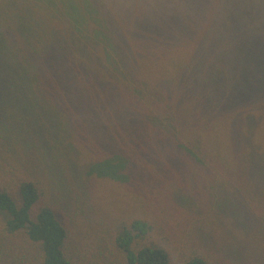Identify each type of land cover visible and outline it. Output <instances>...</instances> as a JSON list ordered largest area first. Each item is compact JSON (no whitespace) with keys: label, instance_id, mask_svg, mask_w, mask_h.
Returning <instances> with one entry per match:
<instances>
[{"label":"trees","instance_id":"1","mask_svg":"<svg viewBox=\"0 0 264 264\" xmlns=\"http://www.w3.org/2000/svg\"><path fill=\"white\" fill-rule=\"evenodd\" d=\"M120 49H174L181 79ZM0 215V264L17 242L42 264L264 259V0H0Z\"/></svg>","mask_w":264,"mask_h":264},{"label":"rangeland","instance_id":"2","mask_svg":"<svg viewBox=\"0 0 264 264\" xmlns=\"http://www.w3.org/2000/svg\"><path fill=\"white\" fill-rule=\"evenodd\" d=\"M145 52V57L146 59L142 60L138 57L141 56V51L142 49H138L139 51V55H137L135 57L134 60H132V64L131 61L123 54L124 49L119 50V59L121 62L124 61V64L126 67L128 66H132V68H136L138 69L139 67H141L142 69H144V71L148 70V71H152L153 76H156L157 79L161 78V73H163V77L164 75H166V72L169 74L167 79L171 80H180L181 76H179L178 78V73L179 70H177V67H175V65L172 64V62L170 61H175L178 59V57H173V60L167 59L168 56H176L175 54L171 53L172 52H178V51H174V49H143ZM148 52H147V51ZM187 50V49H184ZM221 49H214V51H219ZM168 52V53H166ZM239 53L237 52V55ZM100 55L103 57L102 52L100 53ZM100 56V57H101ZM116 58L118 59V57L113 56L110 59L113 60V62H116ZM161 58H164L165 60H160ZM106 58H103V60L105 61ZM167 60V61H166ZM106 63H108L109 65H111L112 62H108L105 61ZM141 63V64H140ZM156 63L157 69L156 71L154 69H152V65ZM172 64V65H171ZM124 68V67H123ZM152 69V70H151ZM157 79H154V81L156 82ZM170 80V81H171ZM71 170V169H70ZM46 174L48 175V173L46 172ZM45 174L44 171L41 172V180L44 182V184H46L49 188L50 191L52 192V189L50 187V182H49V177ZM67 175V183L66 186L61 185V188L56 190V193H54L56 195V198L60 199L59 194H61L63 197L61 198L62 202H63V206L66 209H71L72 207L74 208V204L76 202V199L74 197V195H72V197H69V195L71 194L72 190H73V178L70 175V171L67 170L66 172ZM60 179L59 175H57L56 180ZM107 183V182H106ZM109 185H112L110 183H108ZM110 188V186L108 187ZM103 189L105 191H100L99 193L102 195L103 199H101L103 205L105 206V210L106 213H108L110 216L114 215L116 212L121 213V216H125L127 215L128 211H131V209L128 208V202L126 200H122V197L120 198L122 200L121 203L119 202V199L117 197L112 196V193H115V189L114 188H110L109 190H106V187L104 186ZM69 190V192H68ZM110 194V195H109ZM109 198L107 200H105L104 196H108ZM69 203V204H68ZM68 204V205H66ZM127 212V213H124ZM219 212V211H218ZM217 212V214H219ZM124 213V214H123ZM222 213L219 214L221 216L226 215V212H220ZM216 215V216H211L208 220H206L203 223L204 229H206L207 231L213 233V232H217L216 236H215V240L218 241L219 245H224L227 243V240H229V236H231V232H232V227L228 226V225H224L222 224L221 227L218 225V219L220 216ZM0 219H1V215H0ZM227 220V219H226ZM225 220V221H226ZM171 224L173 226V228L179 232V236H178V242L187 240V239H194V240H198L197 237V233L195 231V228H193V226L190 225H186L185 227H181V219L180 218H174L171 221ZM184 228V230H183ZM239 230V229H238ZM240 231V230H239ZM249 240V239H248ZM194 241H191L190 243H193ZM23 243L24 242H17V247L16 249L9 253L8 255L5 254L4 256V264H42L41 260L38 257L37 252L33 249V248H28L25 246L24 244V248L23 247ZM216 251L219 252L218 248H216ZM233 258V257H231ZM245 257L243 256L242 259L240 258H233L231 260L230 263H223V264H264V259H259L256 260V258H250V256H248L246 259H244ZM244 259V260H243ZM219 262L221 263V257L219 259ZM172 264H177V259L175 258L173 260Z\"/></svg>","mask_w":264,"mask_h":264}]
</instances>
